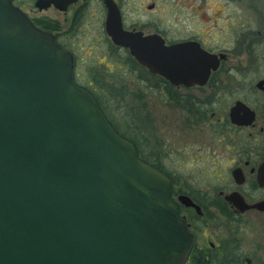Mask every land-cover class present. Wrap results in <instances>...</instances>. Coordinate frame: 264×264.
<instances>
[{
  "label": "water",
  "instance_id": "obj_1",
  "mask_svg": "<svg viewBox=\"0 0 264 264\" xmlns=\"http://www.w3.org/2000/svg\"><path fill=\"white\" fill-rule=\"evenodd\" d=\"M75 1L33 5L64 10ZM103 3L111 43L172 84L202 85L223 57L194 41L167 45L125 30L115 3ZM229 118L249 123L253 112L235 101ZM224 198L240 210L264 207L237 193ZM179 203L199 212L186 196L171 197L168 177L73 83L72 57L53 34L0 0V264H185L193 239Z\"/></svg>",
  "mask_w": 264,
  "mask_h": 264
},
{
  "label": "flooded vegetation",
  "instance_id": "obj_2",
  "mask_svg": "<svg viewBox=\"0 0 264 264\" xmlns=\"http://www.w3.org/2000/svg\"><path fill=\"white\" fill-rule=\"evenodd\" d=\"M112 1L119 11L123 29L140 31L142 35L157 34L167 45L194 41L201 49L217 57L222 54L223 57L218 60L217 67L209 72L202 85L188 86L182 83L172 84L165 78L148 72L130 55L136 62L132 66L133 70L126 67V72L120 77L114 71L117 56L113 57L114 64L110 70L98 71L87 66L78 58L72 38L78 30L75 25L91 2L96 3L98 13L102 14L101 30L109 50L112 54L128 53L127 49L112 44L104 32L103 0H76L64 10L50 5L49 7L63 13L70 12L68 25L62 28L57 21L51 19L50 29H42L51 32L56 43L70 53L75 85L91 95H131L130 110L133 111L134 120L132 128L137 138L129 139L137 157L168 177L174 200L177 201L178 196H186L199 208L197 212L192 206L179 203V216L193 239L185 264H264V207L240 210L233 201L224 198L230 193H237L248 206L264 202V168H259L264 163V81L259 87L255 85L264 80V2L260 4L254 0H223L224 8H240V4L245 5L247 10L259 16L258 26L249 27V21L244 22L243 19V22L234 26L229 19L230 12L226 22L217 30L221 32L219 38L209 42L196 32L186 34L184 6L178 2L174 7L168 5L164 8L161 21H154L149 17L126 25L121 0ZM140 7L141 11H148L151 16L157 8L154 0ZM28 17L34 24L48 21ZM171 20L173 25L170 24ZM255 73L254 81L250 82L249 76ZM125 79L133 84L135 90L128 92L119 84V81ZM152 92L162 94L165 106H171L175 110L182 129L205 127L211 133L209 136L212 142L218 148L221 147L220 151L212 152V147L205 156L192 157V161L181 163V168L186 172L192 164L200 162L202 166L197 171L213 176L211 181L203 184L204 188L186 178L176 183L174 173L163 167V158L158 155L159 152L152 150L150 143L154 139L157 142L158 139L152 132L154 127L151 114L144 101V96ZM235 101L243 103L253 112L249 123L230 120L229 110ZM235 116L244 121L241 110ZM140 143L143 144L142 147ZM165 154L162 151V155ZM210 164L211 167L207 170ZM207 228L209 234H206Z\"/></svg>",
  "mask_w": 264,
  "mask_h": 264
},
{
  "label": "rangeland",
  "instance_id": "obj_3",
  "mask_svg": "<svg viewBox=\"0 0 264 264\" xmlns=\"http://www.w3.org/2000/svg\"><path fill=\"white\" fill-rule=\"evenodd\" d=\"M35 0H14V4L18 6L28 16L33 18H42L48 20L50 24L51 19L57 21L60 27L65 28L68 25V18L70 12L63 13L52 7L38 10L34 7ZM151 0H121L122 10L125 16V24L129 25L133 21L144 20L152 17L154 21L162 20V12L165 7L170 5L174 7L178 2L184 6L185 15V32L197 33L202 35L204 39L209 42L219 38V30L222 23L226 22V18L230 15V22L234 26L241 22H248L249 27L257 28L259 16L247 10L243 4L241 7L224 8L223 0H154L156 2V11L151 16L148 11H141L140 5L143 7L149 4ZM262 4L264 0H254ZM139 12H138V11ZM250 11V12H249ZM233 13V15H232ZM243 19V21H242ZM170 24L173 25L172 20ZM75 31L72 43L77 49L78 58L84 62L85 65L94 67L98 71L110 70L113 67V57H118L117 66L114 67L115 75L120 77L123 72H126V64L123 63L122 53H114L109 50L108 43L104 40L102 34V14L98 13L97 5L91 2L84 13L80 16ZM110 55V56H109ZM227 65V64H226ZM225 66V65H224ZM255 74L249 76V81L255 79ZM130 78V76L128 75ZM119 84L129 91L135 90L132 83L128 79L119 81ZM107 117L115 124L120 132L129 138H137L133 130L134 122L130 109L131 100L127 97L119 98V94L96 93ZM144 101L147 103L151 114V122L153 125L154 136L158 139L152 140L150 143L152 150L158 151L159 156L162 157V165L164 168L171 170L174 173V179L177 182L186 178L187 180H194L198 187L204 188L203 184L212 180V175H203L197 170L201 169L200 162L192 164L191 168L183 171L181 168L184 162L192 161V157H202L213 151H220V148L212 142L209 136L210 131L205 127L184 128L179 126V116L175 110L169 106H165L162 94L159 92H152L144 96ZM222 104V100L220 101ZM211 134V133H210ZM142 147L143 144H139ZM199 148H201L199 150ZM215 148V149H214ZM162 151L166 154L162 155ZM169 152V153H168ZM191 157V158H188ZM180 163V164H179ZM211 164L207 167L209 170ZM209 234V228L206 230Z\"/></svg>",
  "mask_w": 264,
  "mask_h": 264
},
{
  "label": "trees",
  "instance_id": "obj_4",
  "mask_svg": "<svg viewBox=\"0 0 264 264\" xmlns=\"http://www.w3.org/2000/svg\"><path fill=\"white\" fill-rule=\"evenodd\" d=\"M35 25H38V26H40L41 28H46V29H50V23L47 21V22H37V23H35ZM115 46H112V48H114ZM116 48V47H115ZM121 56H123V63L124 64H126V67H128L130 70L132 69L133 70V68H132V66L133 65H135V63L136 62H134V60L129 56V54L128 53H122L121 54ZM92 97H93V99H94V101H95V103H96V105H97V107H98V109L100 110V112L102 113V115L105 117V119L107 120V122L109 123V125L111 126V128L119 135V136H121V137H123V138H125V139H127L128 141H130L131 142V140L129 139V137H127L126 135H124L122 132H120L119 130H118V128L115 126V124L107 117V115H106V113H105V111H104V109H103V107H102V105H101V103H100V101H99V99L97 98V96L96 95H91ZM128 96V98L131 100V95L128 93V94H121V95H119V98H120V100L121 99H124L125 97H127ZM124 135V136H123ZM126 136V137H125ZM132 143V142H131Z\"/></svg>",
  "mask_w": 264,
  "mask_h": 264
}]
</instances>
